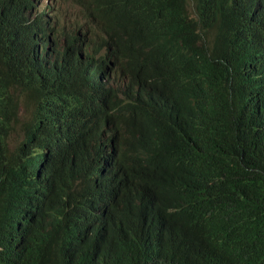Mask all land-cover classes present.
<instances>
[{
    "label": "trees",
    "instance_id": "obj_1",
    "mask_svg": "<svg viewBox=\"0 0 264 264\" xmlns=\"http://www.w3.org/2000/svg\"><path fill=\"white\" fill-rule=\"evenodd\" d=\"M256 1L198 0L204 25L219 31L212 60L189 44L197 26H174L177 0H64L88 21L65 29L75 26L87 34L85 42L114 48L112 60L98 66L93 59L85 67L76 49L39 56V18L34 39L21 44L11 31L13 16L0 21V118L10 85L30 80L25 88L33 95L40 75L59 114L45 121L52 159L39 181L20 140L14 151L4 147L0 123V264H264V177L238 165L251 162L264 174V11L237 10ZM118 66L131 74L123 93L133 103L111 117L96 99ZM94 70L97 77L79 89V71ZM186 71H203L202 77L189 81ZM161 146L178 159L177 168L141 180L138 161ZM110 163L112 173L97 177ZM90 177L103 185L122 178L127 187L102 253L76 250L65 222L52 214L62 185ZM91 208L88 200L77 203L80 214Z\"/></svg>",
    "mask_w": 264,
    "mask_h": 264
},
{
    "label": "clouds",
    "instance_id": "obj_2",
    "mask_svg": "<svg viewBox=\"0 0 264 264\" xmlns=\"http://www.w3.org/2000/svg\"><path fill=\"white\" fill-rule=\"evenodd\" d=\"M49 1L47 0L46 4H39L40 0H0V21L13 16L15 25L11 26V31L17 44L23 43V39H34L36 31L35 21L39 18L41 20L40 28H38L40 41L39 43L36 41L39 56L44 57L56 51L64 53L66 48H70L79 50L77 58L80 59L85 67L89 65L93 66L95 61L96 66H98L104 60H112V50L114 48H107L103 42L95 39L93 44L85 42L87 34L77 30L76 27L73 28L74 26L65 29L67 25L74 23L77 18L82 19V25L88 22L85 20L86 18L80 16V11L79 15L73 20L60 23L59 18L53 13L55 6L49 4ZM234 1L227 0V4L232 6ZM177 2L179 3L178 9L180 13L176 17V24L174 26L182 24L197 26L195 33L197 37L193 38L189 44L197 43L196 48L206 55L208 59L212 60L219 33L218 29L207 28L204 25V20L202 22V17L198 12V0H177ZM50 6H54L52 12L48 10ZM64 6L66 5L62 4V7ZM257 7L264 11V0H257L255 3L242 5L237 10L238 12L250 15V11ZM61 15L62 17L66 16L65 11H61ZM45 19L50 20L49 23H46ZM56 25L61 31L54 34L52 29ZM18 28L23 31V34L19 33L20 30ZM160 39H163V37ZM105 41H110V38L106 36ZM166 47L171 48L172 46L168 43ZM129 57V55H126L123 62L128 61ZM95 70L79 71L81 74L76 79V86L84 90L100 72ZM202 72L186 71L185 74L189 77V81H193L194 79H201ZM130 77L129 71H122V67L118 66L113 72L112 78L107 77V87L98 91L99 98L96 100L99 104H96V106L99 105L100 108V103H105V106L110 110L108 114L113 117L122 107L131 105L133 102L129 97V93H123L130 85ZM153 77L154 73L148 71L146 79L149 85L152 84ZM43 79L44 76L41 77L40 75L38 81H33L35 86L33 95L25 88L26 85L32 82L30 80L24 81L21 85H10V95L7 97L2 110L5 119L2 120L0 118V123L3 124L5 129V137L2 139L4 147H6L5 143H7L10 145L8 150L14 151V141H21V150L26 148L30 152V158L36 161V178H34L36 181L43 179L44 167L52 159L44 142L47 139V136L43 132V128L46 125L45 121L59 115L51 104L53 90L51 87L47 91L44 90L45 83ZM122 95H126V98L124 99ZM21 108L24 109L23 118L20 117ZM62 119L63 117H61L60 123L69 124L67 127H71L72 121L70 119L67 121H62ZM263 131L261 133L264 143ZM11 134L12 137L7 139V136ZM177 163L178 159L168 152L166 146H161L156 156L138 161L139 178L147 181L153 180L159 174L171 173L177 168ZM238 165L246 175L264 177L261 169L251 162L238 163ZM113 169V163L107 164L105 169L96 173V175L97 177L108 176L112 173ZM92 179L94 178L90 177L77 185H62L52 206V214L55 221L61 220L65 222V227H67L65 233L70 237L76 250L94 249L95 252L102 253L106 247V243L110 240L111 234L109 228L112 226L111 221L115 216L122 214L124 205L121 206V203H126L127 201V187L122 178L114 180L109 185L92 182ZM224 195L226 197L233 196L231 193H225ZM42 198H44V193L41 195ZM81 200L91 202L92 208L89 213L80 214L77 211V203ZM80 209L82 210L83 207L79 206ZM233 216L235 217V215ZM106 222L109 223V226L105 227L103 231L92 232V229H99Z\"/></svg>",
    "mask_w": 264,
    "mask_h": 264
},
{
    "label": "rangeland",
    "instance_id": "obj_3",
    "mask_svg": "<svg viewBox=\"0 0 264 264\" xmlns=\"http://www.w3.org/2000/svg\"><path fill=\"white\" fill-rule=\"evenodd\" d=\"M46 1L47 0H44V2H42V0H40L39 4H46ZM63 1L64 0H50L49 1V4H52L55 6V10L53 13L59 18L60 23L73 20L74 18H76L79 15V9L74 7L71 3L62 7ZM61 11H65L66 16L62 17ZM46 18H48V17H46ZM74 23H79V25H82L83 21L81 18H77V20H75ZM73 28H75V26ZM20 117L21 118L24 117V109L23 108H21V110H20ZM19 136H20V134H19Z\"/></svg>",
    "mask_w": 264,
    "mask_h": 264
}]
</instances>
